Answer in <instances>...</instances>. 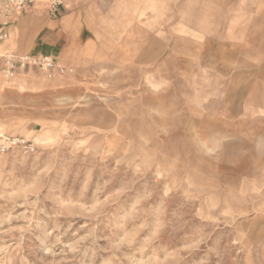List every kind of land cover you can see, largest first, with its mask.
I'll list each match as a JSON object with an SVG mask.
<instances>
[{"label":"rangeland","instance_id":"rangeland-1","mask_svg":"<svg viewBox=\"0 0 264 264\" xmlns=\"http://www.w3.org/2000/svg\"><path fill=\"white\" fill-rule=\"evenodd\" d=\"M1 48L0 264H264V0H40ZM52 54V53H51Z\"/></svg>","mask_w":264,"mask_h":264},{"label":"built area","instance_id":"built-area-1","mask_svg":"<svg viewBox=\"0 0 264 264\" xmlns=\"http://www.w3.org/2000/svg\"><path fill=\"white\" fill-rule=\"evenodd\" d=\"M35 0H0V79L11 80L14 76L26 69H37L52 78L65 72L57 57L51 53H26L5 51L1 48L3 42L10 38L9 18L12 15L24 12ZM60 3L58 0L57 4ZM25 153L34 150L31 144L20 138L0 134V153L15 149Z\"/></svg>","mask_w":264,"mask_h":264},{"label":"crops","instance_id":"crops-1","mask_svg":"<svg viewBox=\"0 0 264 264\" xmlns=\"http://www.w3.org/2000/svg\"><path fill=\"white\" fill-rule=\"evenodd\" d=\"M42 2L37 0L35 2V6L41 5ZM61 33L58 30H52L50 32L47 31L45 33V37L42 39V43L44 44V49L46 52L44 53H52L55 54L57 50L61 47Z\"/></svg>","mask_w":264,"mask_h":264},{"label":"bare ground","instance_id":"bare-ground-1","mask_svg":"<svg viewBox=\"0 0 264 264\" xmlns=\"http://www.w3.org/2000/svg\"><path fill=\"white\" fill-rule=\"evenodd\" d=\"M36 1H37V0H35V2H36ZM35 2H34V3H35Z\"/></svg>","mask_w":264,"mask_h":264}]
</instances>
